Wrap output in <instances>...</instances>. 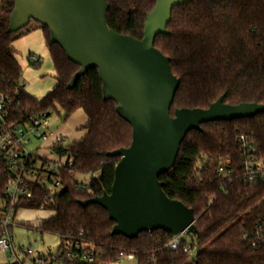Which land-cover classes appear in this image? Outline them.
I'll return each mask as SVG.
<instances>
[{
    "label": "trees",
    "instance_id": "obj_1",
    "mask_svg": "<svg viewBox=\"0 0 264 264\" xmlns=\"http://www.w3.org/2000/svg\"><path fill=\"white\" fill-rule=\"evenodd\" d=\"M157 0H107L106 24L117 34L141 40L147 16ZM15 0H0V93L10 98L17 117L77 110L86 116L80 138L54 146L71 159L61 168V189L50 192L33 184L31 197H21L19 209H50L54 215L33 228L57 235L60 240L80 239L102 251V261L116 264L121 253H131L137 264H264V181L246 184L240 166L238 139L245 135L264 158V112L249 119L212 121L189 131L180 144L173 165L158 178L168 198L190 208L197 234L190 242L170 249L174 235L164 231L142 232L128 239L113 234L115 222L106 209L81 202L110 194L119 156L110 153L129 148L133 127L118 112V102L104 97V83L97 68L78 76L80 66L51 41L47 27L30 20L11 30ZM34 23V24H32ZM41 29L54 65L55 85L41 100L25 91L22 67L14 42ZM155 47L169 58L172 73L180 80L170 114L178 109H208L223 103L264 106V0H185L175 6ZM37 65V63H30ZM22 84V87L18 86ZM16 109H19L17 112ZM231 162L234 175H218ZM97 174L89 189L78 186V175ZM0 178V197L6 184ZM53 193V194H52ZM191 235V234H189ZM187 243L191 254L185 253Z\"/></svg>",
    "mask_w": 264,
    "mask_h": 264
},
{
    "label": "water",
    "instance_id": "obj_2",
    "mask_svg": "<svg viewBox=\"0 0 264 264\" xmlns=\"http://www.w3.org/2000/svg\"><path fill=\"white\" fill-rule=\"evenodd\" d=\"M184 1L157 0L141 40L109 29L107 0H15L11 15L13 31L31 18L48 28L51 41L80 66L71 86L91 68L99 71L106 99L116 100L120 85L127 86L125 105L118 112L133 127L131 146L110 153L120 157L111 193L81 204L95 203L106 209L115 222L113 234L128 239L156 230L197 234L193 211L167 197L159 176L173 165L189 131L212 121L249 119L264 112V106H232L221 97L208 109L183 108L170 114L180 80L172 73L169 58L154 44L157 36L167 34L172 9Z\"/></svg>",
    "mask_w": 264,
    "mask_h": 264
},
{
    "label": "built area",
    "instance_id": "obj_3",
    "mask_svg": "<svg viewBox=\"0 0 264 264\" xmlns=\"http://www.w3.org/2000/svg\"><path fill=\"white\" fill-rule=\"evenodd\" d=\"M27 59L30 63L43 62L41 56L33 53L29 54ZM18 87L21 88L22 84ZM10 103V98L0 93V178L7 180L2 190L3 195L0 197V252L7 253L5 264H94L102 261V251L80 239L60 240L58 250L47 255H34L35 251L31 246L18 245L15 248L13 227L20 210L17 207L20 198L32 196L33 184L45 186L50 192H58L62 187L61 168L68 162L72 164V161L68 156L60 155L54 150V146L66 143L67 140L62 136H55L48 130L49 116L46 113L35 115L25 111L16 117L11 111ZM34 140L39 144L36 149L29 150L27 146ZM238 143L241 149L240 166L244 170L242 177L244 182L246 184L263 182L264 158L258 157L254 142L241 135ZM218 175L225 178L234 175L230 161L219 167ZM87 177V180L78 181L79 188L89 189L98 175L91 174ZM185 234L189 235V233L174 235L169 243L170 249H177L183 241H187ZM184 251L191 254L188 243ZM123 261L131 262L136 259L131 253H121L115 263L120 264Z\"/></svg>",
    "mask_w": 264,
    "mask_h": 264
},
{
    "label": "rangeland",
    "instance_id": "obj_4",
    "mask_svg": "<svg viewBox=\"0 0 264 264\" xmlns=\"http://www.w3.org/2000/svg\"><path fill=\"white\" fill-rule=\"evenodd\" d=\"M104 12V9H103ZM30 20H36L31 18ZM34 24V23H32ZM48 29V28H47ZM41 30V29H40ZM39 32V29L30 32L29 34L17 39L14 42L16 49V57L18 58L22 67V81L26 84L25 91L32 95L34 98L43 99L54 87V65L49 54L44 35ZM43 32V31H42ZM49 32V30H48ZM50 35V33H49ZM28 52H34L40 54L42 52L43 62L37 63V65H28L26 62V56ZM128 88L126 85H120L119 90L116 92L115 97L118 102V107L125 105V94ZM65 115L63 111L60 114L53 111L48 117L49 127L48 130L53 133H61V135L67 140V143L80 137L82 131L80 127L84 125L86 116L82 110H77L70 118L64 119ZM39 142L37 140L32 141L27 146L29 150L36 149ZM48 152L53 153L51 150ZM79 180H87V175H78ZM54 215V212L50 209H23L21 208L15 218L16 224L13 227L14 245L15 248L18 245L31 246L34 249V255H47L55 253L60 246V238L51 233H40L35 231L32 226H37L46 219H49ZM27 225H32L27 227ZM191 235H184L188 242H190ZM34 240V241H31ZM7 262V253L0 252V264ZM120 264H137L135 261H123Z\"/></svg>",
    "mask_w": 264,
    "mask_h": 264
},
{
    "label": "crops",
    "instance_id": "obj_5",
    "mask_svg": "<svg viewBox=\"0 0 264 264\" xmlns=\"http://www.w3.org/2000/svg\"><path fill=\"white\" fill-rule=\"evenodd\" d=\"M35 33H40V34L42 33V34H43L42 30H40V29H39V32H35ZM32 53H33V54H36V53H34V52H28V53H27V56H26V61H27V62H26V63H27L28 65H30V62L28 61L27 57H28L29 54H32ZM36 55H39V56L42 57V52H41V55H40V54H36ZM42 58H43V57H42ZM54 72H55V71H54ZM54 74H55V73H54ZM54 135H55V136H62L61 133H54ZM81 135H82V134H81ZM81 135H80V137H81ZM62 137H63V136H62ZM80 137H79V138H80ZM77 139H78V138H77Z\"/></svg>",
    "mask_w": 264,
    "mask_h": 264
},
{
    "label": "bare ground",
    "instance_id": "obj_6",
    "mask_svg": "<svg viewBox=\"0 0 264 264\" xmlns=\"http://www.w3.org/2000/svg\"><path fill=\"white\" fill-rule=\"evenodd\" d=\"M99 21H100L101 25L103 26L104 22H103V17L102 16H99Z\"/></svg>",
    "mask_w": 264,
    "mask_h": 264
}]
</instances>
